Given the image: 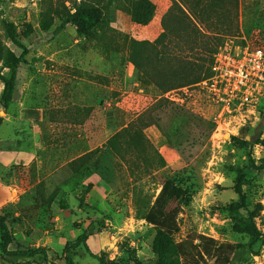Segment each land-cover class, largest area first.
<instances>
[{
	"label": "rangeland",
	"instance_id": "obj_1",
	"mask_svg": "<svg viewBox=\"0 0 264 264\" xmlns=\"http://www.w3.org/2000/svg\"><path fill=\"white\" fill-rule=\"evenodd\" d=\"M62 1L0 0L2 74L9 73L3 67L7 51L20 52L7 38L3 19L15 25L19 42L29 50L10 105L17 101L20 106H38L47 114L40 125L46 142L39 153L41 165L0 164V216H6L13 239L9 250L45 247L48 260L65 264V245L91 222L101 221L104 227L88 240L94 253L104 252L113 264L147 262L153 257L156 223L176 209L178 241L196 233L242 244L247 249L234 264H264V102L254 113L224 110L211 82L203 83L212 76L211 58L226 43L264 51V0H184L199 12L204 25L198 21L203 35L192 43L180 23L172 24L177 36L170 48H181L176 52L181 61L158 52L169 42L162 36L163 17L172 0H152L156 10L147 25L133 22L121 7L110 6L88 36L67 24L52 37L61 18L55 16L44 32L41 12L60 7ZM176 1L188 12L183 0ZM131 40L143 43L136 46L138 68L129 59ZM189 59L196 68L192 74L184 68ZM194 77L204 80L170 90L149 83L155 79L178 85ZM2 90L0 81V99ZM7 110L0 102V117ZM138 117L152 122L144 133L165 166L160 168L158 159L150 164L152 158L142 153L148 148L139 145L142 159L132 167L147 172L134 175L107 142ZM52 120L56 124L51 127ZM3 148L8 147L0 145ZM97 148L99 153H90ZM238 181L246 195L240 212L254 220L261 233L253 245L230 221L229 206L239 199ZM3 245L0 230V264H9L2 256ZM72 261L100 264L82 247ZM14 264H45V259L36 256Z\"/></svg>",
	"mask_w": 264,
	"mask_h": 264
},
{
	"label": "trees",
	"instance_id": "obj_2",
	"mask_svg": "<svg viewBox=\"0 0 264 264\" xmlns=\"http://www.w3.org/2000/svg\"><path fill=\"white\" fill-rule=\"evenodd\" d=\"M65 1L72 2V5H66ZM121 4H123V6ZM182 4L188 6V8L186 7L188 12L180 3H178V1L172 0L171 6L163 17L164 19L168 18V20L165 21L167 24H164L163 19L162 36L168 38L169 42L165 46L162 45V48L161 46L158 48L159 53L163 54V51H165L164 53L168 57L174 56V59L178 61H181V59L176 57V55H178L176 52H181V48H170L171 43L174 42L177 36L172 34V24L174 22L180 23V29L189 34L190 41L192 43L195 42L197 37L203 35L199 27V22L202 23V18L200 17L199 12H197L190 4L188 5V2L184 0ZM110 6L121 7L131 16L132 21L139 25L149 24V22L153 19L156 10L155 3L152 0H63L60 7L58 6L54 8L52 6L47 8V10L43 9L40 20L41 30L48 32L54 22V17L59 16V18H61V22L53 31L52 37L62 31L67 24H72L79 35L88 36L96 27H98L99 24H101L103 10ZM173 11L178 12V18ZM175 16L176 19L173 20ZM2 24L11 45L20 51L16 52L13 49H9L7 51L3 67L8 69V75L2 74V70L0 69V81L3 84L0 102L3 110L6 111L14 99L16 82L18 80V70L28 55L29 50L25 45L19 42L16 27L13 23L3 19ZM141 44L143 43L135 40H131L129 42V59L130 62L137 68L140 66V62L136 60L135 52L136 46ZM194 50L195 49L190 48L191 52ZM214 51L216 50L214 49ZM210 63H213V58H211ZM200 67L201 70L199 71V74H201L204 68L203 66ZM184 68H187L189 74L194 73L196 70L193 65V61L190 59ZM184 68H181L182 71ZM210 74L209 69L208 73H205L204 78L208 79ZM202 78L203 77L190 78L178 85L176 83L172 84L169 80L158 81L155 79L153 81H149V83L155 84L160 88L170 90L198 83L204 80ZM145 122L146 120L144 118L139 119L138 117L137 120L131 123L128 127L115 133L107 142L110 152L121 160L127 161L129 164V170L134 175H141L140 173L147 172V168L138 170L139 167H132V164L138 160L141 161L142 159L141 154L136 150V147L138 148L139 145H144L148 148L147 151L142 153L149 155L152 158L149 160L150 164H154L155 160L158 159L161 164L160 168L165 166V160L161 153L154 147L144 133V129L150 126L152 122ZM2 123L3 117H0V126ZM245 144L250 145L251 141H248ZM90 153H99V148ZM82 158L83 157L78 160H81ZM249 158L250 166L255 167V162L251 155H249ZM75 162L76 161H72L70 165L73 166ZM236 193L238 194L239 199L235 203L231 204L228 209L230 221L233 230L236 233L247 235L250 239V245H253L260 239L261 233L255 221L240 212V209L244 207L246 203V195L243 192L239 181L237 182ZM138 212H140L139 209L137 210V213ZM103 227L104 222L93 221L84 228L83 232L75 241L68 242L63 250L65 264H74L72 256L80 247H82L85 253L90 257L96 258L100 264H113L108 261L104 252L96 254L88 245L89 238L98 233ZM154 228L155 235L152 243V259L147 262L137 260L135 261V264H234V258L247 249V247L242 244L219 242L212 237L196 233L189 234L185 238L178 241L176 236L180 233V226L177 221L176 209L171 210L164 217H162L156 223ZM0 230H2L4 234L2 256L9 264H14L19 260L29 261L36 256H43L45 264H57L56 262L48 260L49 249L45 247L17 248L15 250H9V246L12 244L13 239L8 227L6 216H0Z\"/></svg>",
	"mask_w": 264,
	"mask_h": 264
},
{
	"label": "built area",
	"instance_id": "obj_3",
	"mask_svg": "<svg viewBox=\"0 0 264 264\" xmlns=\"http://www.w3.org/2000/svg\"><path fill=\"white\" fill-rule=\"evenodd\" d=\"M210 89L222 109L254 113L264 102V51L249 45L221 46L214 55Z\"/></svg>",
	"mask_w": 264,
	"mask_h": 264
},
{
	"label": "crops",
	"instance_id": "obj_4",
	"mask_svg": "<svg viewBox=\"0 0 264 264\" xmlns=\"http://www.w3.org/2000/svg\"><path fill=\"white\" fill-rule=\"evenodd\" d=\"M46 120L47 114L42 107L20 106L17 101L9 106L0 126V145L8 147L0 150L1 166L23 164L34 168L41 165L39 153L46 142L40 125ZM49 124L52 127L56 122L52 120ZM5 128L7 130L3 132Z\"/></svg>",
	"mask_w": 264,
	"mask_h": 264
}]
</instances>
